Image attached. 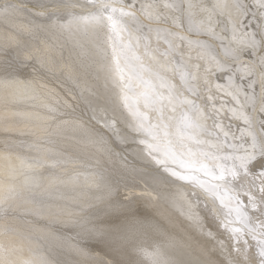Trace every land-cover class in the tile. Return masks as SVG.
<instances>
[{"label":"snow or ice","instance_id":"snow-or-ice-1","mask_svg":"<svg viewBox=\"0 0 264 264\" xmlns=\"http://www.w3.org/2000/svg\"><path fill=\"white\" fill-rule=\"evenodd\" d=\"M0 25V264H264V0H3ZM174 186L182 219L139 214Z\"/></svg>","mask_w":264,"mask_h":264},{"label":"bare ground","instance_id":"bare-ground-1","mask_svg":"<svg viewBox=\"0 0 264 264\" xmlns=\"http://www.w3.org/2000/svg\"><path fill=\"white\" fill-rule=\"evenodd\" d=\"M0 2H3V0H0ZM30 3H35L36 0H29ZM44 2H50V0H44ZM206 3H211L212 0H204ZM247 3L249 5H252L253 0H247ZM256 12V8L253 6L250 9L249 17H251L252 13ZM6 26L0 25V36L3 35L4 29ZM220 28H223L224 25H219ZM246 31H251L252 28L244 29ZM227 34L231 35V25L227 26ZM214 43L219 44L220 41H215ZM227 43V41H225ZM245 59H249L248 55L245 53ZM64 59H67V50L64 51ZM57 60H60V57L57 56ZM37 69H39V66L37 65ZM34 75L37 76L39 83L45 85V88L43 89L44 92H48L51 90L55 95L66 98V94L69 92V90H74L73 84L67 79V76L59 69H54L53 71H47V70H39L38 72H33L32 68H26L22 71L21 79H31ZM213 84V90L215 89V84H220L221 86H226L228 84V78L227 74L225 73H216L211 77ZM203 100V97H201ZM215 103L217 107L220 105H225L224 113H227V109L232 106L231 97L225 95V92L223 90L216 91V100ZM224 126L225 128H228L230 126L231 133L239 136V128L242 127V122L232 119L230 116L225 115L224 116ZM0 135H3L2 132H0ZM22 139H27V137H23ZM120 150V148H118ZM131 148H126L124 154L128 155L129 162L130 163H137L139 166V162H136L134 160V157L130 154ZM150 167V166H149ZM143 183H140L137 185V191L143 188ZM182 189L178 187H172L170 189L165 190L166 196L168 197V200H162L160 201L159 208H153L151 205H145L141 203L138 205V211L139 214L149 220V221H160L163 223H167L166 216L167 215H173L174 219H182L178 218L175 214L176 210L171 207V203L169 201L171 200H179L181 195ZM18 215H24L23 212L18 213ZM30 221H34L32 223V227L37 229L38 233H47L51 232L54 233L57 237H60L62 240H70L71 238L75 237L76 231L74 228H72L69 225L60 223V222H54L53 220L47 218V217H39V218H33L29 217ZM87 247L91 249L94 253L99 252L101 255H103V249L100 245H97L93 242L87 243ZM63 256H67L66 253L62 254ZM71 259L72 257H67Z\"/></svg>","mask_w":264,"mask_h":264}]
</instances>
